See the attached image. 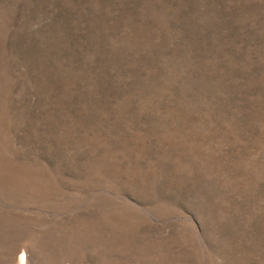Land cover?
<instances>
[{"label":"rangeland","instance_id":"1","mask_svg":"<svg viewBox=\"0 0 264 264\" xmlns=\"http://www.w3.org/2000/svg\"><path fill=\"white\" fill-rule=\"evenodd\" d=\"M264 264V0H0V264Z\"/></svg>","mask_w":264,"mask_h":264},{"label":"bare ground","instance_id":"2","mask_svg":"<svg viewBox=\"0 0 264 264\" xmlns=\"http://www.w3.org/2000/svg\"><path fill=\"white\" fill-rule=\"evenodd\" d=\"M27 247H23L22 254L19 257V263L18 264H31V257L27 254Z\"/></svg>","mask_w":264,"mask_h":264}]
</instances>
